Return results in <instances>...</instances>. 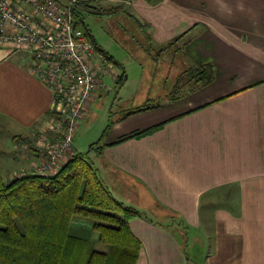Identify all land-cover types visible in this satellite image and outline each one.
<instances>
[{
    "label": "crops",
    "instance_id": "0c3cea01",
    "mask_svg": "<svg viewBox=\"0 0 264 264\" xmlns=\"http://www.w3.org/2000/svg\"><path fill=\"white\" fill-rule=\"evenodd\" d=\"M78 2L90 13L117 20L126 14L137 23L123 28L152 51L132 48L131 37L115 31L127 55L140 53V60L156 66L160 83L153 86L160 89L144 103L180 91L137 113L128 114L144 103L110 110L109 116L117 114L108 119L101 149L89 153L111 194L144 212L128 221L141 244L136 264H264V0ZM31 64L29 51L0 46V145L15 161L19 153L35 156L15 139L41 129L52 108V94ZM202 65L212 66L211 82L190 79L192 87L174 91L184 69ZM120 70L109 74L122 87L127 77ZM102 89L82 121L92 120L91 104ZM160 123L150 134L129 137ZM35 158L29 157L31 166L40 161ZM84 228L78 233L86 237Z\"/></svg>",
    "mask_w": 264,
    "mask_h": 264
},
{
    "label": "trees",
    "instance_id": "16d2710c",
    "mask_svg": "<svg viewBox=\"0 0 264 264\" xmlns=\"http://www.w3.org/2000/svg\"><path fill=\"white\" fill-rule=\"evenodd\" d=\"M72 14L76 19L75 8ZM80 27L97 52L118 65L87 27ZM192 72L190 78L202 84L213 78L211 65ZM180 81L181 77L177 78L174 91ZM157 105L146 101L128 114ZM162 124L129 137L150 134ZM110 125L111 121L101 137ZM101 137L89 144L86 152L73 153L52 174L15 176L5 182L0 173V264H136L141 244L130 232L128 221L143 214L111 194L89 158L91 151H100ZM86 225L97 234L92 246L78 233L79 227ZM97 242L106 244L107 251H97Z\"/></svg>",
    "mask_w": 264,
    "mask_h": 264
},
{
    "label": "built area",
    "instance_id": "2783aa9c",
    "mask_svg": "<svg viewBox=\"0 0 264 264\" xmlns=\"http://www.w3.org/2000/svg\"><path fill=\"white\" fill-rule=\"evenodd\" d=\"M76 5V0H0V46L29 51L31 73L52 94L49 119L40 129L47 150L38 175L54 173L70 155L87 105L105 88L102 77L112 68L85 38L72 14Z\"/></svg>",
    "mask_w": 264,
    "mask_h": 264
},
{
    "label": "rangeland",
    "instance_id": "374dc122",
    "mask_svg": "<svg viewBox=\"0 0 264 264\" xmlns=\"http://www.w3.org/2000/svg\"><path fill=\"white\" fill-rule=\"evenodd\" d=\"M67 1V0H63ZM77 1V5L75 6V12H76V19L83 22V24L87 27V29L90 31L91 35L95 39L96 43L107 53H112V55L121 63L118 65H114L112 61L110 63L112 64V73L120 74L121 68L123 66V69L125 71L127 82L121 87V85L117 84L109 74L108 76H103L102 83L105 85V88L102 89L100 93V98L95 101V103L91 104V112L90 115V121L83 120L81 121L76 134H75V140L72 143V146L74 147L75 151L77 153H84L87 151L89 144L96 142L102 135L103 131L106 129V126L108 125V119L113 117L117 114L109 116V111L112 110V112H115L117 108L120 109H131L136 106H139L144 103L145 98L149 95H153V93L160 89L159 86H153V84L160 83L156 76L154 75V70L156 68L154 63L151 62H143L140 60L139 54L140 53H134V56L127 55V49L125 50V47L123 46V42H119L118 37H116V34H120L119 32L115 30H122L121 34H123L125 37L130 36L132 39V48L139 49V46L144 51H152L150 47H144L143 44H139V46L136 43L137 37L136 33H133L132 31L127 30V28H123V26L131 25L132 26H138L137 23L131 19L126 14H123L124 17L118 18H112L114 16H108L107 14H101L96 15L94 13H90L87 8H89L86 5L79 6V0ZM121 13L118 17H121ZM82 23L79 24L80 26L83 25ZM134 29V28H133ZM120 34V35H121ZM140 40V39H139ZM152 56L156 54V51L153 50L151 52ZM171 64V61H169V65ZM122 65V66H121ZM169 65L167 66V69H169ZM172 65H175L173 62ZM197 67L189 68L187 71L182 72L181 74V82L179 83V87L182 85L189 84L190 87L193 86V83L195 82V79H191L190 76L193 75ZM150 77V80L149 78ZM153 78V82H151V79ZM193 81H191V80ZM107 90V91H106ZM180 91H178L175 95H160L156 96V98L149 100V105H156L158 102H160L164 97H170L172 99H176L180 96ZM149 93V94H148ZM98 98V97H97ZM49 117V116H48ZM51 118V117H50ZM110 118V120H112ZM49 119V118H48ZM47 119V120H48ZM46 120V121H47ZM23 137H19L15 139V143L22 144L23 147L29 152H32V155L35 154L37 158L40 157V161L38 162L36 160L35 165L31 166V162L29 163V157L35 158V156H29L27 154H18L17 160L15 161V155H12L10 152H8V149L2 148L0 145V173L3 175L4 180H9L15 176H23V175H29V174H36L37 166H39L42 162L46 160V147L45 145L41 147V141H40V128L38 130H32V132H28ZM50 143H52L50 141ZM48 144V148L51 147V144ZM13 148L17 150L16 144H13ZM70 151V150H69ZM71 155H67L65 158H62V161L60 162V166L64 165V163L68 160V158ZM14 157V158H13ZM13 159V160H12ZM36 159V158H35ZM38 162V163H37ZM58 167V169H59ZM57 169V170H58ZM23 174V175H22ZM50 174V173H49ZM48 174V175H49ZM123 203V202H122ZM124 204V203H123ZM128 206V205H126ZM135 209V208H134ZM155 211V210H154ZM141 212V211H139ZM142 214L144 212H141ZM153 213V212H152ZM151 217L153 215L151 214ZM76 226V225H74ZM89 226V225H88ZM87 225L84 226L85 230V236L88 241V245L92 246L94 244V238L95 236H92V233L90 231V227ZM89 229V231H88ZM91 233V234H90ZM191 240V239H190ZM187 238L184 237V247H186L188 250V254L191 256L190 251V245L186 246ZM199 244V246H198ZM97 247V244L95 245V248ZM194 247H198L197 250H201L203 248V244L198 241L194 243ZM108 248V247H107ZM192 257V256H191ZM195 263L198 264L197 260H195Z\"/></svg>",
    "mask_w": 264,
    "mask_h": 264
}]
</instances>
